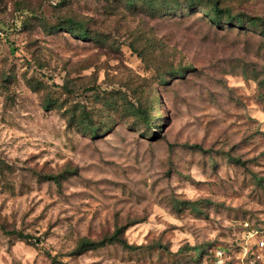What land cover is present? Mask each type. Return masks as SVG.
I'll use <instances>...</instances> for the list:
<instances>
[{"label": "rangeland", "instance_id": "1", "mask_svg": "<svg viewBox=\"0 0 264 264\" xmlns=\"http://www.w3.org/2000/svg\"><path fill=\"white\" fill-rule=\"evenodd\" d=\"M141 1L0 0V264H264V0Z\"/></svg>", "mask_w": 264, "mask_h": 264}, {"label": "trees", "instance_id": "2", "mask_svg": "<svg viewBox=\"0 0 264 264\" xmlns=\"http://www.w3.org/2000/svg\"><path fill=\"white\" fill-rule=\"evenodd\" d=\"M126 6L131 9L134 8L135 4L133 0H125ZM202 0H185L184 2L188 7H192L195 3L201 2ZM209 4H211V7L209 10H206L204 13L207 16L209 22L214 23L219 20H221L222 17H226V22L229 24H235L236 26H241L244 22V19H242L239 16H233L231 14V11L228 8L220 7V2L219 0H207ZM142 3L147 5L145 8V14L153 16L157 13H170L173 12L177 7H179V4L176 3V0H142ZM212 11V13L210 12ZM248 22H257V20L254 19H249ZM69 25L71 27H68V32L73 33L75 28L79 29V34L77 35L79 39H88L90 38V34L86 29L81 25L80 23L73 22L71 20H68ZM183 69L178 68L176 72H181ZM169 74H173V70H170ZM137 101L134 102H129L126 101L125 99V104L123 105L122 111L125 112L126 116L130 117L133 119V121H139L144 124H149V119H148V110L150 109V104H146L145 100H142L141 97H138L136 99ZM115 108V111L121 110V107L117 104H113ZM90 130L92 133H96L97 128L94 126H90ZM50 179H55L51 177ZM117 232L109 238V242H118L123 246H128L127 243L119 238L117 236ZM106 241H99L97 243H92L87 239H84L81 242V245L83 246H101L105 243ZM200 252V250H199ZM198 253V252H197ZM203 252L200 253V255Z\"/></svg>", "mask_w": 264, "mask_h": 264}, {"label": "built area", "instance_id": "3", "mask_svg": "<svg viewBox=\"0 0 264 264\" xmlns=\"http://www.w3.org/2000/svg\"><path fill=\"white\" fill-rule=\"evenodd\" d=\"M243 231V240L245 245L242 246V255L243 257L252 256L253 259H259L258 255H255L252 251V248L256 250H261L264 247V227L262 226H253L249 222L245 221L241 225ZM249 242L251 246L246 247V244ZM223 255L222 251H216V256L221 258Z\"/></svg>", "mask_w": 264, "mask_h": 264}]
</instances>
